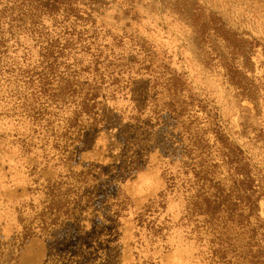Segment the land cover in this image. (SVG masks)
<instances>
[{"label": "rangeland", "instance_id": "obj_1", "mask_svg": "<svg viewBox=\"0 0 264 264\" xmlns=\"http://www.w3.org/2000/svg\"><path fill=\"white\" fill-rule=\"evenodd\" d=\"M57 1L49 11L0 0V171L10 170L12 178L19 168L38 195L47 184L62 192L69 187L78 217L77 201L87 202V209L96 197L103 202L109 188L103 171L157 170L164 189L156 202L135 211L141 221L133 228V247L147 255L136 253L133 264H246L253 235L247 228H233L230 245H217L212 228L202 223L206 217L190 216V210L202 185L230 186L218 131L243 152L264 187V0ZM209 22L202 34L199 25ZM66 41L63 54L48 57ZM95 62L104 76L96 109L102 124L83 130L78 141L74 131L65 139L77 109L70 98L65 105L46 99L40 82L46 80L49 95L77 73L75 84L87 88L97 77ZM56 140L73 143L71 162L64 159L68 153L52 149ZM87 170L84 182L79 172ZM113 197L105 203L119 212L121 192ZM259 204V219L250 218L251 245L257 244L251 249L264 264ZM32 216L27 211V224ZM86 229L83 260L95 264L105 242L91 224ZM114 231L111 240L119 245ZM173 251L165 261L157 256Z\"/></svg>", "mask_w": 264, "mask_h": 264}, {"label": "crops", "instance_id": "obj_2", "mask_svg": "<svg viewBox=\"0 0 264 264\" xmlns=\"http://www.w3.org/2000/svg\"><path fill=\"white\" fill-rule=\"evenodd\" d=\"M9 172L5 168L3 173L0 171V264H86L83 251L87 245V224L93 226L98 240L105 242L102 261L98 259L95 264H133L136 253L147 255L146 250L133 247L136 242L133 228L141 221V216L135 211L145 204H151V201L156 202L155 199L163 192L157 170H138L129 175L119 169L103 171L102 182H106L105 186L109 187L102 192L104 203L98 202L100 198L96 197L88 209H78L83 212L82 215L76 217L73 213L60 226L51 230L47 237H33L22 243V229L28 225V222L21 223L22 218L27 211L42 210L44 196L34 195L28 189L22 170L16 168L12 178ZM116 192H121L119 202L122 203V210L118 212L119 217L105 203L106 199L114 198ZM114 230L121 235L119 245L113 244L111 240ZM175 253L178 251L159 252L157 256L165 261V258ZM71 256L72 261L69 260Z\"/></svg>", "mask_w": 264, "mask_h": 264}, {"label": "trees", "instance_id": "obj_3", "mask_svg": "<svg viewBox=\"0 0 264 264\" xmlns=\"http://www.w3.org/2000/svg\"><path fill=\"white\" fill-rule=\"evenodd\" d=\"M23 4L29 2L30 4L38 3L45 10H55L57 0H22ZM6 8L4 9V12ZM2 15V13H1ZM215 28L213 31L215 33H221L220 27H216L215 21L213 22ZM209 23H203L199 25V30L202 34H205L209 29ZM219 35V34H218ZM227 39V38H226ZM229 40V39H227ZM68 41H66V47H62L58 49L56 53L47 54L48 57L54 54H63V51L68 49ZM51 66V65H50ZM93 71L97 74V77L94 78L92 85H87V88L84 86L77 85L75 83V76L77 73L69 74L68 79H61L60 86L58 87L57 92L46 94L44 88L48 87V83L46 80L44 81L42 78L40 81V86L43 90V95L46 96V99H51L53 103H61V105H65V102L70 98V103L74 104L77 109L74 114L75 118H70L69 123L67 124L66 129L64 130L66 133L63 138L67 139L71 134L76 133L77 141L79 140L80 133L85 130H96L102 124V119L96 112L98 102L97 99L100 96V91L102 89L104 76L99 73L100 70L97 69L98 62H95ZM49 68V67H48ZM88 70H91L90 68ZM99 79V80H98ZM100 81V82H98ZM100 83V84H99ZM60 105V104H59ZM83 117H87L88 122L85 123L82 119ZM79 118L82 119L79 122ZM215 136L217 141L221 146L222 157L225 161V164L228 166L229 172V183L230 186L226 189L224 185L221 183L211 184L212 180H210L207 176L205 179H208V183L211 184L210 187H207L205 184L202 185L197 194L194 197V202L192 204L190 216H200L206 217L205 220L202 221L203 224L208 225L213 230L214 241H217L218 244H225L231 241V238L228 237L229 232L236 227L247 228L246 233H252L248 238V242L246 244L247 253L245 255L244 260L246 264H261L260 260L257 259L256 255H252V247L256 246L252 241L255 239V229L250 230L251 223L250 218L256 215L257 220L259 219L260 212V204L264 205V187L260 183L256 184L255 178L252 176V168L249 162L244 157L243 152L231 144L228 138L225 137L222 132H215ZM42 146V145H41ZM73 146L72 142H57L55 141L52 149L58 152H61V155L68 153L70 155H66L64 159L66 161L72 160V152L70 148ZM26 153L31 152V150H27L24 148ZM66 161H64L66 163ZM90 171L79 172V177L86 181L87 177H89ZM207 183V181H205ZM212 189V192L210 191ZM34 195H38V189H31ZM42 194L44 196L43 208L38 213H34L32 211V219L27 226H23L22 231V241L33 238V237H41L45 238L48 236L51 230L55 227H58L68 219L74 212L68 200V196L73 194V191L68 187L63 192L59 189L58 185H46ZM63 197H66L63 199ZM90 200V199H89ZM91 201V200H90ZM89 201V203H90ZM75 203V202H74ZM80 204V206H79ZM87 202H78L77 201V209L82 207H86ZM30 208V206H29ZM117 217L118 212H115ZM35 214V215H34ZM28 222L27 218L23 217L21 223ZM259 222V221H258ZM203 225L204 227H207ZM261 227L264 230V220L261 222ZM217 235V236H216ZM262 237V235H261ZM214 241H211L213 244ZM230 244H228L229 246ZM213 253H220V250H214ZM258 256V255H257Z\"/></svg>", "mask_w": 264, "mask_h": 264}, {"label": "built area", "instance_id": "obj_4", "mask_svg": "<svg viewBox=\"0 0 264 264\" xmlns=\"http://www.w3.org/2000/svg\"><path fill=\"white\" fill-rule=\"evenodd\" d=\"M20 242H21V243L23 242V241H22V239H21V241H20Z\"/></svg>", "mask_w": 264, "mask_h": 264}]
</instances>
